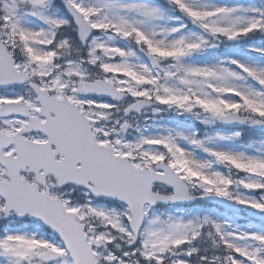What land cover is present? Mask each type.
Returning <instances> with one entry per match:
<instances>
[{
    "label": "snow or ice",
    "instance_id": "obj_1",
    "mask_svg": "<svg viewBox=\"0 0 264 264\" xmlns=\"http://www.w3.org/2000/svg\"><path fill=\"white\" fill-rule=\"evenodd\" d=\"M0 264H264V0H0Z\"/></svg>",
    "mask_w": 264,
    "mask_h": 264
}]
</instances>
